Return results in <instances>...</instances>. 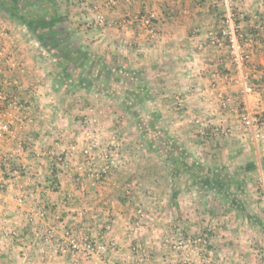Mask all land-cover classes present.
Wrapping results in <instances>:
<instances>
[{
	"label": "crops",
	"instance_id": "1",
	"mask_svg": "<svg viewBox=\"0 0 264 264\" xmlns=\"http://www.w3.org/2000/svg\"><path fill=\"white\" fill-rule=\"evenodd\" d=\"M38 2L18 4L11 14L0 13L15 43L11 55L16 64L0 62V92L8 98L0 99V107L12 115L10 132L0 136V264L257 263L254 257L243 256L242 245L222 247L220 260L216 251H200L199 256L192 246L181 253L173 251L178 232L191 234L197 228L192 218L172 217L177 204L161 201L158 215L169 213L166 219L157 216L148 221L138 214L140 204L147 208L148 203L139 200L141 187L135 186L132 176L138 175L133 166L135 153L141 152L135 148L148 147V142L139 145L132 140L136 124L131 112L124 110L125 118L120 119L118 96L100 93L97 86L112 83L132 92L134 83L142 84L140 94L155 102L162 119L168 118L166 131L177 138L172 148L192 145L189 138L200 127L192 125L191 118L197 117L195 122L209 126L213 135L215 128H223L236 133L237 140L248 141L246 135L253 131L243 129L238 120L244 74L250 84L261 81L260 98H250L249 104L264 115V0H235L250 60L243 72L234 65L227 43L214 46L207 39L208 32L218 30L226 17L221 0H116L114 5L109 0ZM98 11L105 12L107 25L87 30L85 24ZM148 11L156 15L157 46L138 23L124 24L129 15ZM251 37L259 42L255 48L248 44ZM112 91L117 94V89ZM175 94L181 96L182 107L165 101ZM92 116L99 124L90 128L98 133L102 146L115 144L121 157L128 159L103 185L95 177L102 161L92 167L81 153L70 151L75 142L81 143ZM121 131L123 140H112L113 133ZM252 137L258 146L259 139ZM85 238L114 240L117 248L87 258L68 244L66 250L59 247ZM146 251L152 256L141 255Z\"/></svg>",
	"mask_w": 264,
	"mask_h": 264
},
{
	"label": "rangeland",
	"instance_id": "2",
	"mask_svg": "<svg viewBox=\"0 0 264 264\" xmlns=\"http://www.w3.org/2000/svg\"><path fill=\"white\" fill-rule=\"evenodd\" d=\"M221 2L223 1L221 0ZM0 13L4 14V10L1 9ZM135 15L126 17L124 24H137L136 22L131 23ZM1 19L2 17H0V25L7 29V21L3 22L2 20L4 19ZM90 19L92 20V18ZM85 25L87 26L86 29L90 30V26L87 23ZM143 30L147 33L145 29ZM157 32L159 33L158 30ZM151 41H153L155 46L160 42V40L155 42L152 39ZM249 61L248 58L244 62L243 71L246 66H249ZM234 65L238 67L235 62ZM238 71L240 72V69ZM244 76L249 81L250 77H247L245 74ZM235 80L234 83L238 84ZM134 85L136 88L132 89V92L129 90L130 88L112 83L110 85L106 84L103 86L101 84L99 87L97 86V91L106 95L113 94L116 97L118 96L117 106L123 110L121 114L123 116L120 119L125 118L126 111L131 112L130 118L136 124V131H139L138 129L141 130V132H133L134 135H131L132 140L139 142V145L143 141L148 142V147L141 148L140 146V148H135L136 151L141 149V152H134L136 158L134 159V163L137 164L133 168L136 169V172L138 171V175L135 176L136 173L132 175L134 182H136L135 186L141 187L139 200L146 199V203H148L147 208L142 203L140 204L143 207L140 209H142L144 220L153 221L154 217L159 216L158 213H160L161 207H163L162 200L165 202L164 205L171 204L174 206L177 204L178 207H176V211H174L172 217L174 219L176 217L178 221L190 220L192 218L197 228L191 234L185 233L184 235L183 231L178 232L180 235H177V241H173L171 245L172 249H174L173 251L177 252L178 250L177 253H181L182 249L192 246L193 249L196 248V253L199 256L203 251L207 250L209 253L212 250L213 252H217V257L219 251L224 252L222 247L230 250L242 245L244 247L243 256H252L254 257L253 259L257 260L255 264H264V140L262 141L264 139V130L258 133L259 138L257 139H259V144L255 146L252 139L254 134L249 130H247L249 131V135L248 133L246 135L249 142H241L237 140L236 133L233 134V131H223V128H219L218 131L215 128V132L213 131L215 135H213L210 129L208 131L209 126H203L201 124L202 121H199V123L195 122L198 117L194 120L191 118L192 125L197 124L200 127L199 132H194L189 138V142L192 145L185 148L178 146L172 148L171 146L175 144L174 141L177 138L171 132L166 131L170 125L166 123L168 118L162 119L155 108V102L150 99L146 100L140 94L142 84L136 82ZM110 86H113V89H117V94L112 91L113 89H110ZM150 89L152 90L153 87ZM257 92L260 93L258 90ZM243 97H245V94H243ZM258 98L260 97L255 95L252 99L258 101ZM165 101L177 108L183 106L181 96L177 94L172 96L171 100L167 98ZM99 108L108 110L103 105ZM243 109L244 105L241 101L240 118L238 120L243 129H246L247 126L242 118ZM255 110L257 111V109ZM183 118L186 120L189 116L185 115ZM90 121L93 124H88ZM98 124L99 120L96 117H90L86 125L84 123L85 127H92ZM121 124L122 122H120L119 126ZM125 130L129 133L127 129ZM124 135L125 132H115L112 135V140H123ZM154 143L158 144L154 145ZM164 143L167 144V148L162 146ZM107 147L115 150L116 145L109 144ZM156 147L158 148L157 150ZM168 153L174 154L173 156L178 165L173 164V161L168 158ZM146 158L149 160L145 162ZM117 159L119 161L117 160L115 165L118 167L114 168L112 173H115L122 165L125 167V163H128L127 156L121 157L120 150ZM134 169L133 171H135ZM156 169H158V172ZM106 181L107 179L102 183L97 182L99 185H103ZM167 214H160L158 219L168 218L170 215L169 213ZM257 221H260L262 224L254 223ZM204 222L207 224L204 225ZM241 222H248V225L241 228L239 226ZM140 227L141 224L135 226L137 229ZM150 228H148V231ZM189 236H191L190 239H188ZM180 243L182 245L178 248L179 246L177 247V245ZM165 244L170 248L168 242H165ZM249 249L250 252L248 251ZM198 252L200 253L198 254ZM144 254H147L149 257L152 256L150 251L141 253L142 256ZM218 259L220 260L219 256ZM232 260L235 262L234 259ZM193 264L204 263L203 261H196Z\"/></svg>",
	"mask_w": 264,
	"mask_h": 264
},
{
	"label": "built area",
	"instance_id": "3",
	"mask_svg": "<svg viewBox=\"0 0 264 264\" xmlns=\"http://www.w3.org/2000/svg\"><path fill=\"white\" fill-rule=\"evenodd\" d=\"M226 8V17L223 20L222 26L218 30H211L207 34V39L214 46H220L224 42L227 43L231 56L233 57L234 62L238 65V68L243 72L244 62L249 58L248 54L244 51L243 42L244 36L241 32V26L237 21V13L235 7V0H222ZM116 0H109L110 5H114ZM105 12L98 11L93 16L91 23L88 24L92 27H105L107 25ZM156 19L155 13L148 11L146 13H138L131 20V23H138L141 28L145 29L149 34L152 40L158 42L159 33L156 29V24L154 20ZM264 27V26H263ZM264 28H262L263 30ZM9 40V41H8ZM12 37L10 36L8 29L0 25V62L3 59L8 60L9 64L16 66L14 60H12V48L15 45ZM243 41V42H242ZM4 42V43H3ZM252 48H255L259 42L255 37H251L248 41ZM243 75V74H242ZM245 90H244V112L242 115L243 121L246 124L247 128L251 129L254 132V136L259 138V132L264 130V120L261 114L255 111L249 104L250 98L256 96L260 97L256 88L249 84L248 79L243 75ZM11 83H8V86ZM0 99L7 101L8 98L0 92ZM10 106V104H8ZM12 115L10 111L5 107H0V136L10 132V126L12 123ZM88 124H93L91 121ZM87 126L85 131H83L84 138H80V142H75L70 151L73 154L81 153L88 163L94 167L97 160H101V166L98 170L95 171V177L98 182H104L110 174L114 171V168L118 167L115 165L117 163V157L119 156V150L117 146L115 150L109 149L107 146L103 149L102 144L100 143V138L98 133L94 132ZM261 136V134H260ZM80 144L82 147L80 148ZM63 161V159H62ZM119 161V160H118ZM139 214L142 213V209H139ZM45 212L41 211L40 216L44 217ZM182 243V242H181ZM178 244L177 247L180 248L182 244ZM75 252L82 253L85 257L91 258L94 256H99L102 254L108 253L110 250L117 248V243L114 240H102L95 241L90 238H85L82 240H70L67 243H61L59 247L66 250V245Z\"/></svg>",
	"mask_w": 264,
	"mask_h": 264
},
{
	"label": "trees",
	"instance_id": "4",
	"mask_svg": "<svg viewBox=\"0 0 264 264\" xmlns=\"http://www.w3.org/2000/svg\"><path fill=\"white\" fill-rule=\"evenodd\" d=\"M32 1V0H0V9H3V10H6L9 14H11V13H13L16 9V7H17V5L19 4V5H21V4H23V6H27L28 5V3H30V2ZM41 0H39V2H40ZM43 1V0H42ZM38 2V3H39ZM154 22H155V24H157V19H155L154 20ZM261 81H256L255 79L253 80V82L251 83V85H253L255 88H256V90H258L259 92H262V90H263V88L261 87ZM260 85V86H259ZM262 118H263V120H264V115H262ZM140 125V124H139ZM165 144V143H164ZM163 147H166L165 145H163ZM167 148V147H166ZM166 148H164L165 150H166ZM158 148H156V150H157ZM168 150V149H167ZM174 154L173 153H168V158L170 159V160H172L173 161V164H176V165H178L177 164V161H176V159L174 158V156H173ZM180 167V166H179Z\"/></svg>",
	"mask_w": 264,
	"mask_h": 264
}]
</instances>
